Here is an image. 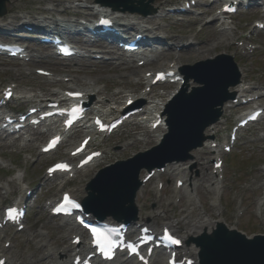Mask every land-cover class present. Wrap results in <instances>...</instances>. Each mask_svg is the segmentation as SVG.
Instances as JSON below:
<instances>
[{
  "label": "rangeland",
  "instance_id": "rangeland-1",
  "mask_svg": "<svg viewBox=\"0 0 264 264\" xmlns=\"http://www.w3.org/2000/svg\"><path fill=\"white\" fill-rule=\"evenodd\" d=\"M11 1L12 0H7V12H12L14 10L16 16L33 13L38 8L34 3L27 2L25 0H19L15 5H11ZM154 1L155 0L152 1L151 5L158 11L159 9L156 7ZM199 1V10L207 8L210 3V0ZM65 6H68V4H66ZM44 7H51V5L45 4L43 8ZM217 9L218 6H215V12H217ZM199 10H196L194 14L189 15L182 21L180 19H175L168 23H160L163 31L165 32V36L176 37L175 41L167 40V46H181L182 44L188 46L190 42L193 44L191 48L192 52L188 53L187 51H184L180 54L181 65H190L200 60V56L197 55L195 50L199 48L197 44L205 40L209 41L207 49L210 54H216L218 52L227 54V52L232 49L228 45H221L217 46V48L213 50L212 47L217 45V40L215 39L218 38V35L213 34L211 31H199L201 25H194L192 30L190 31V27L192 24L191 22L193 18L199 14ZM74 11L75 10L72 11V9L70 10L71 13H73ZM82 13L86 14L87 12L84 11ZM254 19H261L259 17V11L251 10L249 13H240L239 15L234 17L233 21L236 24L237 30L233 40L247 36L248 33L243 34L241 31H249L251 23ZM253 42L262 44L264 46V34L260 33L256 38H254ZM36 48V53L38 52L40 57L34 58V62L32 65L20 67V69H18L19 65H16L17 63L15 61L0 58V87H4L10 83H13L18 86L19 92H26L28 95L40 94L39 90L47 93L46 91L48 89L50 90V88L53 86H48L44 78H36L32 70L36 67H39L50 69L53 71L55 70L66 72L65 65H67V67L71 70L70 74H79L76 75V85H84V83H87V79H98L100 80V83L106 85L107 94H112L117 90L123 91L127 88H130L132 90L137 89L134 84L127 82L126 78L125 80H120V77H122L123 75H132L130 69L125 70L123 69V67L120 69H106L96 65L87 72L79 73L76 71L77 61L58 62L53 60V58L51 59L50 53L42 47ZM235 62L241 69L249 70L248 77H250V81H248L247 78V82L255 83V81H257L260 84H264V47L261 50L255 52L252 56L240 57L237 54ZM28 66H30L31 68V74ZM17 71L22 73L18 78ZM83 78L84 80H82ZM117 83H120L121 85H117ZM139 89L140 86L137 90ZM168 89L172 90L173 86L168 87ZM118 97L120 98L122 97V95ZM12 106H16V104L13 102ZM23 106L24 105H22L21 107ZM233 122L234 117L228 119V123L224 131V141L226 140L228 129L231 125H233ZM132 127L133 126L127 125L122 128V130L115 133L111 137V140H109L108 145L106 147H103L106 153L109 154H104L103 158L98 163L88 168L84 172L86 173L85 176H83L84 173L79 174L76 179L72 183H70V187L74 190L81 189L92 178L97 169L107 164L113 163L114 161L130 158L136 153L143 152L144 150H147L150 147L154 146L152 142H149L147 144H141L131 148L130 150L124 151L122 149V143L119 142L124 139H128L125 142H130V139H138L139 135L137 134L141 133V129H137L133 133ZM261 131H264L263 125H255L250 127L244 133V136L240 140H238L239 143L237 144L236 149L226 160V193L224 198L222 199L225 212H223L222 215H215V209L211 206L213 193L211 188L207 187L208 184L206 185V183L202 184L197 189V199L193 200L195 203L194 205H189V201L183 198V194L180 195L179 202H176L175 196L173 195L174 181L176 177H170V174L166 173L165 175L163 174L160 177V181L164 182L163 194H161V196H157L154 193L157 197V200L152 192V190H154L155 188V185L152 183H149L147 185V188L144 191V197L139 201L138 205L139 218H147V216L158 214L160 211L164 210L168 219H171L174 222H178L182 220V216H186L185 212H189L192 208H194L195 211L200 214L201 220L204 222L207 217H209V220L211 221L223 219L228 227H235L237 230L243 232L246 235L263 234L264 213H262V216L258 218L255 216L254 208L256 200L259 197L260 182L262 177H264V172L262 173L260 170V166L264 164V138H262L263 141H261V137L259 136ZM42 139L38 141L37 144L35 141H32L30 145H36L37 148H35L34 150L30 149L28 151L18 150L15 147H3L4 144H0V161L3 162L0 165V183L11 181L16 173L23 172L25 174L24 179L28 180L29 184L35 185L33 189L35 190L39 188V186L41 185V181L44 179V166L52 162L55 158L63 156L62 152L55 154L54 157H39L38 147L41 144ZM14 156L16 157L13 158ZM209 159L210 158L207 156L206 160L208 161ZM191 163V165H194V167L196 168V171L197 169H200V165H202V162L197 163L195 159ZM189 164L190 161L187 162V165ZM3 168H5V170H3ZM196 171L193 168L191 169V172L194 175ZM202 174H205V170L203 169ZM57 184H59V182ZM45 191L46 189H42V193H45ZM55 192V189L51 190L50 193H46L45 196L53 195L55 194ZM237 199H241L243 201L245 213L243 217L240 218L239 225H234L232 220L234 212L233 203ZM45 200L46 199L43 198L38 205H34V207L31 209V212L27 219L28 227L25 231L21 232L20 234H16L14 231H12L10 234H8L5 240L11 241V248H9L7 251L3 248V240L0 236V251L6 252V254L9 256V264H35V262H41L45 254L44 251H39V248L41 246V243L48 241L50 237L52 238L51 244H53V246L56 248H61L68 242L66 238L67 232L65 230L56 228L54 224L50 223L47 220L46 213L42 212L41 208L44 205ZM162 219L163 218H161L158 223H163ZM38 223L43 224L44 228L38 229L40 226H38ZM39 230H41L42 232L46 230L48 232V235L45 237L40 234L39 236L37 233V231ZM155 259L156 264H161L159 262V255H157ZM50 262L51 259H47L41 264H50Z\"/></svg>",
  "mask_w": 264,
  "mask_h": 264
},
{
  "label": "bare ground",
  "instance_id": "bare-ground-1",
  "mask_svg": "<svg viewBox=\"0 0 264 264\" xmlns=\"http://www.w3.org/2000/svg\"><path fill=\"white\" fill-rule=\"evenodd\" d=\"M18 1L19 0H12L11 5H15L16 3H18ZM25 1L31 2V3H34L35 5H37V7H38L37 10L34 11L33 13H27L25 16L24 15L23 16H16L14 10L12 12H8V14L6 16H3L0 18V29L12 30V29H15L16 27L25 26V25L30 26L32 28L39 29L42 27L39 25V23H45V25H47V26L53 24L56 27L59 26V28H61V30H63V31H68L71 29V26H70L71 24H78V21H72V20L59 21V20H56V18L54 17L55 13H57V11H58L59 6L63 5L64 3H68L72 0H25ZM216 1H221V0H213L212 2L214 3ZM248 1H251V0H248ZM167 2L168 1H166V0H155V3H157L159 8H162L163 6H165V4ZM45 4H51L52 8H45V7L43 8V6ZM79 5H82V0H79ZM62 12L65 15L70 14L67 11V9H64ZM96 13H97V10H96L94 4H92V6L89 8L88 16L91 17ZM42 14H45L46 17L43 18L42 20H38L39 18L37 16L42 15ZM205 15H210V20L208 23L204 24V29L206 31H211L213 34L218 33V34L222 35L219 43H224L226 41H229L230 37L233 35V33L235 31V29L232 27L233 23L232 22H230V23L229 22H220L219 23L220 17H219V15H216V14L213 15V6H211V7H207L204 10L203 14L194 20V24L195 23H203V18ZM262 15H264V12H262ZM169 19H171V15H169V14L163 15L159 19L154 17V15L142 17V16H139L136 14H134V15L133 14H124V16L122 17V20H123L122 25H123V27H125V30H127V31L136 30V34H143L145 30L155 32L156 35L154 37L151 36V38L159 39L158 31H160L162 29L160 26V21L169 20ZM229 19H231V18H228V20ZM33 20H36V22L38 24H36V25L33 24L31 22ZM18 21H19V24L16 25V23ZM259 23H262V22L260 21ZM132 38H134V35ZM169 38L171 40H175L174 37H169ZM198 46H199L200 50H202V51L197 52V53L199 55H201V57L204 59L209 58L210 55H209L208 49H207L208 41H203ZM83 47L85 48V50L88 54L79 56V57H82L83 59H77L79 62V63H77V66H78V69L80 72H87L88 70L91 69V67H94L96 65H100L101 67H103V68L105 67L106 69H111V68L120 67V65L122 64V65H125L126 68H130V67H132L131 66L132 61H135V63H137L141 60H144L145 65H149L153 62L159 61L161 58H166V61H167V56L169 54H172L174 56L177 54L172 49L167 50V53H163V52L156 50L153 52L152 56H150V57L134 55L133 57H131L132 59H126V58L121 59L122 62H120L116 66H114L113 64H115V63H113L112 61L111 62H105L103 59L99 60V61H93V59H94L93 57L96 56L97 52L93 53L90 51V49L88 47H86V46H83ZM103 49L105 52L109 51L114 56L111 60L116 59L115 56H117L118 53L115 51L113 46H111V47L105 46ZM172 51H173V53H172ZM188 51L191 52V49L188 48ZM80 62H84V63H80ZM169 63L170 62L163 64L161 62H158L157 63V70H160L162 67L169 66ZM179 63L180 62H178V59H175L176 68L179 67ZM134 69H135V67H134ZM137 70L141 72L140 68H138ZM65 71L67 73H71V70L69 68L65 69ZM149 71L150 70L142 71V75H140V77H138V79L136 81L137 85L145 82L144 75L146 72H149ZM241 75H242L241 83L232 89V91L235 92V95H236V98L238 99V101H240V99L243 98L246 93L251 92L252 90L256 89L255 86H252L251 88L246 87V83H245L246 82L245 81L246 74L245 73L243 74L241 72ZM65 77H69V76H65ZM98 83H99V80L95 79L91 83L85 84L84 85L85 87H83L81 90H78V91L83 92L85 95H90L93 98L94 106L91 107L92 116H94L96 114H100L102 117H107L109 114H113L115 111H117L120 107H122L124 105V103L126 102V100L129 97L133 98V99H137V100H145V105L142 107V110L139 113L140 115H145L141 118V119H145V121L144 122H134L132 125L133 131L140 128V129H142V133L139 134V139H134L132 144L127 145L126 148L131 149L133 147L140 145L141 143L147 144L149 142H152L154 144H157L160 142L162 135L165 133L164 128L162 127V128L157 129L155 132H150L147 129V125H146L147 122L146 121L147 120L153 121L155 115H160L162 113L165 104L175 94L176 90L180 87V83L175 85L174 90L172 92L167 91V92H163V93L154 94L153 100L150 102L146 101V99L144 97L145 94H143V93L134 94L133 91H121V90H119V91H117L111 95H107L105 93L104 88H100L97 86ZM123 93L126 95H125V100L122 103L120 101V99L117 98V96H119ZM50 95L53 97V96H59L60 94L58 92L53 91V92H51ZM0 97H1V94H0ZM16 100H21L23 103H31V104L36 105V106H32V107L45 106L49 102V101H45V100L41 99V97L39 95L29 96V95L22 93V92L16 93V97H15L14 101H16ZM235 107H237V105H231V104L228 105V107H224L223 108L224 115L228 112V109L235 108ZM113 108H115V110H112ZM90 123H91L90 120L86 121L82 125L78 126L73 132L68 133L67 142L70 144V147H75V145H77L79 143L80 140H78L76 142V144H75L74 140L76 137H80V136L81 137L82 136L92 137V140L90 142V143H92L94 137H93L92 133L87 128V124H90ZM51 132H52V129L48 128L45 131H42V130L36 131L29 136L33 137L31 139L38 141L40 137L48 136ZM216 132H218V125L209 127L208 129L205 130L204 134L208 137H210V136L214 137ZM213 142H214L213 140L208 139L204 143V147L194 150L192 152V155L195 156V159L201 161V160H203V158L205 157L206 154L214 155L216 150H212L209 148ZM12 144H14V140H11L8 142V145L12 146ZM35 148H36L35 146H29L25 143L20 145V149H23V150H28V149L34 150ZM171 166L173 168V171L176 172V175L183 177L182 179H184L185 184L190 180V179H186V177H187L186 168H184L182 165L173 164ZM82 171H84V170H82ZM216 178H217V180H216ZM178 179L181 180V178H178ZM208 179L212 181L211 184L214 186V189L216 191H218L220 188L218 177L216 175H213V173L211 172ZM190 183H192V181L189 182V185H188L189 187H190ZM2 188L6 192L8 191L7 185H3ZM0 207H1V204H0ZM263 207H264V200L262 198H260V201L257 203V213L260 214L261 212H263ZM189 215L191 217H194V219L192 221H190V229L186 230L183 227L184 224L182 222L175 223V222L169 221V226L177 234H180L186 238L198 237V235H200V233L203 231V228L205 226H208V229H210V230L214 226V223H212L210 221L200 223L199 220L197 219L198 214H196L194 212L189 213ZM158 218H159V216H151V217H148V220L151 222V225H153L154 224L153 221L158 219ZM143 221H145V220L138 221L137 223H140ZM67 224L72 225V223L70 221H68ZM75 250L76 249H74L71 245L67 246L64 250H62L60 252V254H62L64 260L60 264H68L67 260L70 256V254H72ZM185 251H187L191 255H193V254H195V252H197V249L194 248L193 246H190Z\"/></svg>",
  "mask_w": 264,
  "mask_h": 264
},
{
  "label": "water",
  "instance_id": "water-1",
  "mask_svg": "<svg viewBox=\"0 0 264 264\" xmlns=\"http://www.w3.org/2000/svg\"><path fill=\"white\" fill-rule=\"evenodd\" d=\"M5 13L4 0H0V16ZM222 63L208 67L205 72H197L195 78L202 87L169 108V132L159 147L106 170L88 186L90 196L85 202L97 217L110 215L117 220L134 219L131 203L138 189L140 169L151 170L171 161L186 160L190 157L189 152L201 145L204 129L217 121L219 108L233 98L226 90L237 82L235 67L225 60ZM214 235L202 245L201 264H264V236L246 240L237 233H228L222 226Z\"/></svg>",
  "mask_w": 264,
  "mask_h": 264
},
{
  "label": "snow or ice",
  "instance_id": "snow-or-ice-1",
  "mask_svg": "<svg viewBox=\"0 0 264 264\" xmlns=\"http://www.w3.org/2000/svg\"><path fill=\"white\" fill-rule=\"evenodd\" d=\"M101 23H107V21H101ZM75 111V110H74ZM57 168H66L65 165H57ZM51 171V170H50ZM66 206L72 207V208H78L79 205L76 204L75 202H73L72 200L69 199V197L67 195H65L64 197V202L56 209V211H66L67 208ZM15 212V209H8V215L11 216L13 213ZM92 233H93V237L94 240L93 242L97 245H109L110 246V241L108 240V237L100 232L99 230L93 228L92 229ZM165 236L167 239H172L170 236L167 235V232L165 233ZM173 243H179V241H172Z\"/></svg>",
  "mask_w": 264,
  "mask_h": 264
}]
</instances>
